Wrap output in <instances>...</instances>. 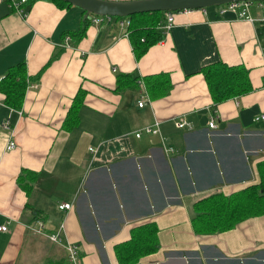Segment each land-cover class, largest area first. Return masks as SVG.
Wrapping results in <instances>:
<instances>
[{
	"label": "crops",
	"instance_id": "crops-1",
	"mask_svg": "<svg viewBox=\"0 0 264 264\" xmlns=\"http://www.w3.org/2000/svg\"><path fill=\"white\" fill-rule=\"evenodd\" d=\"M26 9L23 17L0 0V80L23 65L28 84L19 108L0 89V227H7L0 231V264H72L62 245L37 232L40 223L78 246L79 264H119L116 247L144 225L155 227L158 250L136 264H264V215L213 235H197L191 225L198 201L260 182L258 5L249 8L252 22L220 14V7L174 12L170 31L139 58L128 18L95 23L96 15L50 0ZM86 19L76 44L71 32ZM217 62L244 69L251 91L215 106L200 72ZM159 74L171 89L152 99L144 78ZM126 75L137 86L116 90L117 77ZM80 91L77 127L68 132L64 123ZM8 119L10 130L1 127ZM182 121L188 126L177 128ZM156 123L159 134L142 132ZM64 203L73 208L60 210Z\"/></svg>",
	"mask_w": 264,
	"mask_h": 264
},
{
	"label": "trees",
	"instance_id": "trees-1",
	"mask_svg": "<svg viewBox=\"0 0 264 264\" xmlns=\"http://www.w3.org/2000/svg\"><path fill=\"white\" fill-rule=\"evenodd\" d=\"M33 1L35 0H31V3ZM50 1L59 6L74 7L67 2ZM82 11L87 14L86 11ZM164 14L165 12H153L125 18L131 22L129 38L136 58L142 56L152 45L163 39L161 27L165 22ZM90 21L86 19L85 26L81 30L71 32L76 44L86 34L87 24ZM256 30L259 37H264V23L257 26ZM57 57L59 54L56 55ZM200 73L204 77L209 95L215 106L234 97L245 95L252 89L247 72L240 66H229L223 62H217L203 67ZM136 80V78L132 79L130 75L118 76L116 90L125 89L124 87L128 89L133 85L137 86ZM144 83L152 99L165 96L171 89V83L166 74L145 77ZM27 85L23 65L10 68L5 78L0 82V89L6 95V103L10 107L19 108L22 105ZM84 96L83 91H80L74 101V106L68 113L64 123V129L68 132L77 127L75 118L78 116L79 106L83 105ZM257 172L260 178L257 185L249 186L228 196L214 194L195 203L193 207L195 215L191 220L194 233L197 235L224 233L234 229L240 222L248 218L264 215V161L257 165ZM157 250L158 241L155 227L144 225L133 230L130 241L123 246H117L115 252L119 264H136L140 258Z\"/></svg>",
	"mask_w": 264,
	"mask_h": 264
},
{
	"label": "built area",
	"instance_id": "built-area-1",
	"mask_svg": "<svg viewBox=\"0 0 264 264\" xmlns=\"http://www.w3.org/2000/svg\"><path fill=\"white\" fill-rule=\"evenodd\" d=\"M10 7L16 11L19 15H22L23 17L27 16V5L31 2V0H7ZM253 4H257L258 7L261 9L262 11V20H264V7L262 5V3H253V2H233V3H229L226 5H223L220 7V14H224L226 12H231L234 13L237 19H245L248 20L250 22L255 21L249 14V8L253 5ZM107 19H110V17H105ZM102 20L101 16H96V18L94 19L95 23H98ZM121 26H128L129 25V21L128 20H123L120 23ZM173 27V13H165V22L162 25L161 29L163 31V33H168L170 31V29ZM127 35V34H126ZM1 82V80H0ZM32 88H35L36 85H32ZM145 103V97H141L140 101L138 102V106L142 107ZM259 120H264V114L258 116L255 118V121H259ZM158 123L155 124L154 127H146L144 128V130L142 132L146 133V134H159V129H158ZM177 128H183L188 126V124L184 121L179 122L176 124ZM1 127L3 129L6 130H10L11 129V122L10 120H6L5 122L2 123ZM209 128L213 129L215 128V118H211L210 122H209ZM137 138L141 136V133H137L135 135ZM17 148V144L15 141H10V143L7 146V150L8 151H13ZM92 153L96 154L97 150L94 148L90 149ZM60 210H71L73 208L72 203H64L62 205L59 206ZM61 229H64V226L61 227ZM0 231L1 232H5L7 231V227L6 226H2L0 227ZM37 232L39 234H43L46 237H48L50 239V241H52L55 244L58 245H62L67 253V258L70 261V263L72 264H79L81 257H80V251L79 248L76 244H72V243H67V244H63V240H62V236L60 234V232L57 233H47L45 231V227L43 225V223H40L39 228L37 229Z\"/></svg>",
	"mask_w": 264,
	"mask_h": 264
},
{
	"label": "water",
	"instance_id": "water-1",
	"mask_svg": "<svg viewBox=\"0 0 264 264\" xmlns=\"http://www.w3.org/2000/svg\"><path fill=\"white\" fill-rule=\"evenodd\" d=\"M72 4L88 15L126 18L153 12L174 13L221 7L233 2H264V0H58Z\"/></svg>",
	"mask_w": 264,
	"mask_h": 264
},
{
	"label": "rangeland",
	"instance_id": "rangeland-1",
	"mask_svg": "<svg viewBox=\"0 0 264 264\" xmlns=\"http://www.w3.org/2000/svg\"><path fill=\"white\" fill-rule=\"evenodd\" d=\"M66 259H67V256H66ZM58 264H61V263H58ZM62 264H68V263H67V261H64Z\"/></svg>",
	"mask_w": 264,
	"mask_h": 264
}]
</instances>
